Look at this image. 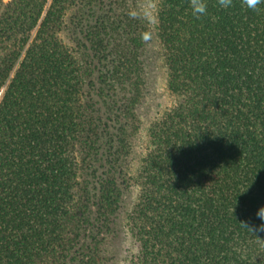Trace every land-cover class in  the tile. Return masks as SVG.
Returning a JSON list of instances; mask_svg holds the SVG:
<instances>
[{
    "label": "trees",
    "instance_id": "trees-1",
    "mask_svg": "<svg viewBox=\"0 0 264 264\" xmlns=\"http://www.w3.org/2000/svg\"><path fill=\"white\" fill-rule=\"evenodd\" d=\"M0 264H264V0H0Z\"/></svg>",
    "mask_w": 264,
    "mask_h": 264
},
{
    "label": "rangeland",
    "instance_id": "rangeland-1",
    "mask_svg": "<svg viewBox=\"0 0 264 264\" xmlns=\"http://www.w3.org/2000/svg\"><path fill=\"white\" fill-rule=\"evenodd\" d=\"M3 1L7 2L9 0H3ZM155 83H156L155 86H156L158 92L162 93L163 92L162 88L164 86L163 85V83H164L163 79L162 78H159L158 80L155 79ZM126 247L131 248V241L129 239H127Z\"/></svg>",
    "mask_w": 264,
    "mask_h": 264
}]
</instances>
